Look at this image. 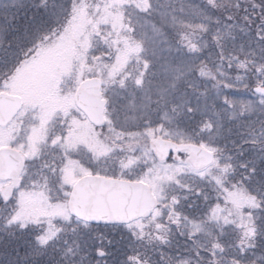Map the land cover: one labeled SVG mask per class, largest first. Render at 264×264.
I'll use <instances>...</instances> for the list:
<instances>
[{
	"label": "snow or ice",
	"instance_id": "obj_1",
	"mask_svg": "<svg viewBox=\"0 0 264 264\" xmlns=\"http://www.w3.org/2000/svg\"><path fill=\"white\" fill-rule=\"evenodd\" d=\"M0 264H264V0H0Z\"/></svg>",
	"mask_w": 264,
	"mask_h": 264
},
{
	"label": "trees",
	"instance_id": "obj_2",
	"mask_svg": "<svg viewBox=\"0 0 264 264\" xmlns=\"http://www.w3.org/2000/svg\"><path fill=\"white\" fill-rule=\"evenodd\" d=\"M244 3L245 0H244ZM238 17L242 18L244 15H249L251 16V10L248 12V13H244L243 10L241 9L238 13H235ZM245 27L247 28V25L245 24ZM20 244L21 242L20 241H13V242H9L7 247L4 249L6 252H13L14 250H19L20 249ZM19 254H23L22 251L19 253Z\"/></svg>",
	"mask_w": 264,
	"mask_h": 264
},
{
	"label": "rangeland",
	"instance_id": "obj_3",
	"mask_svg": "<svg viewBox=\"0 0 264 264\" xmlns=\"http://www.w3.org/2000/svg\"><path fill=\"white\" fill-rule=\"evenodd\" d=\"M246 3H248V0H245Z\"/></svg>",
	"mask_w": 264,
	"mask_h": 264
}]
</instances>
